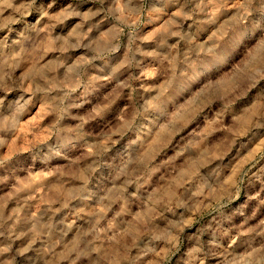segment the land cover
Returning a JSON list of instances; mask_svg holds the SVG:
<instances>
[{
	"label": "clouds",
	"instance_id": "9594fccd",
	"mask_svg": "<svg viewBox=\"0 0 264 264\" xmlns=\"http://www.w3.org/2000/svg\"><path fill=\"white\" fill-rule=\"evenodd\" d=\"M0 264H264V0H0Z\"/></svg>",
	"mask_w": 264,
	"mask_h": 264
}]
</instances>
